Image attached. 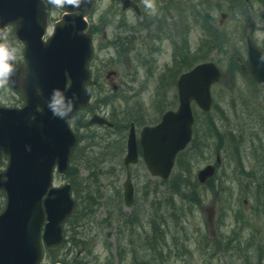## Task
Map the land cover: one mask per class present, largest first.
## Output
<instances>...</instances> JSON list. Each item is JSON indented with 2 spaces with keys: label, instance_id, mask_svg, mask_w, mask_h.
I'll return each instance as SVG.
<instances>
[{
  "label": "rangeland",
  "instance_id": "1",
  "mask_svg": "<svg viewBox=\"0 0 264 264\" xmlns=\"http://www.w3.org/2000/svg\"><path fill=\"white\" fill-rule=\"evenodd\" d=\"M108 3V0H103L99 4L94 15V21L90 19L91 24L94 22L96 26L98 25L100 18L106 15L105 10ZM156 3L159 4V1L156 0ZM263 4L264 0H256L255 10H257V15L261 14L262 18L255 15L256 21L252 28V33L262 48H264ZM214 6L215 3L210 7L213 8ZM111 15L114 17L113 13ZM127 16L132 21L131 14H127ZM60 17V11H52L51 31L55 21ZM214 17L216 20L208 18V23L214 30L213 36L207 27L197 21L198 29H193L187 40L183 39L186 49H182L181 54H187L186 56L181 55L178 64L175 63L173 46L168 40L164 43L161 53L148 57L149 62L146 65H141L138 60L132 63L131 58L125 56L122 59L123 63H117L118 66L110 67L109 69H115L119 72L115 83L127 82V86L123 91L126 100L129 101L110 102L98 105V107L104 108L103 111L108 113L110 118L119 117V120H125V124L130 123L132 120L136 121L137 132L145 125L158 122L165 109L177 105L175 80L173 81L171 75L181 74L194 66L195 62L200 61V59H195L192 54L201 49L199 57L213 58L223 70H226L222 81L215 85L214 113L218 125L221 126L219 128L223 132H227V138L225 137L222 144H220L216 137L206 131L208 119L206 117L199 118L198 144H203L204 148L200 151L188 152L184 157V164L176 168L174 177L168 183L150 178L145 167L139 164L134 168V171H136L134 182L137 190L135 205L131 210L124 205L123 209L114 212L108 208V204L113 202L110 194L115 188L113 182L116 181L117 175L121 177V185L126 178V170L123 165L125 155L122 161L119 155L104 157L103 155L112 147L111 142L108 144V140L104 138L107 133L95 125L89 129L90 131L84 132L83 129H80L87 136L90 135L89 133L97 131V138L94 141L87 140L85 144L86 146L89 144L95 146L94 153L91 154L94 161L87 163L86 167L78 161L72 163L73 170H77L75 177L77 185L75 184L76 193L74 192V197L78 200L79 206L81 204L82 207H80V210L78 208V213L74 221L68 226L67 232L70 237L73 235L79 238L85 236L84 240H87V242L81 244L76 241L60 251L59 257L66 264H72L73 256L65 257V252L69 250L73 255L80 252L83 247L86 248V253L81 255L84 264H130L133 258L129 254L127 255L131 258L127 257L123 263L119 261V258H116V256L118 257L119 248L117 245L116 249L112 235H115V239L118 241V234L120 241H123V245H125V247H122L123 250L128 249L134 259H145L151 263L153 262V264H239V262L232 263L229 256L220 255L218 257L215 255L211 257L207 255L208 251L204 249L206 248L204 241L222 242L225 234L235 241V244L244 242V246L246 240H252L249 244L259 243L260 245L255 246L257 250H253L255 247L248 250H251L249 252L256 256L254 258L255 264H264V182L257 188L255 184L251 186L249 181L246 183L242 181L241 177L242 172H249L254 167L259 168L254 166L256 165L254 160L256 156H258L256 161L261 160V152L255 153L251 145L253 137L250 133L254 132V137L257 136V132L260 133L256 138L255 145L257 147H260L261 139L264 141V122L243 119L244 104L251 110L259 107L254 96L264 95V89L254 87L250 90L252 86L248 81V73L244 74L241 70L235 68L236 65H239L244 69L243 63L246 62L247 46H244V43L242 45L241 42L246 27L245 22L242 20L234 23L231 18L225 25L220 27V17H217V13ZM117 19L118 17L113 18V22H117ZM134 19L138 23L139 19ZM116 30L115 25L110 26L107 30V40L104 41V32L101 30L97 42H111L115 38ZM4 42H12L18 47L20 49L18 61L24 60V46L15 37L13 26L7 28ZM190 49L193 51H189ZM191 52L193 53L191 54ZM98 54V62L110 59L118 61L119 59V54L113 47L98 50ZM130 65H135L136 68ZM168 65L171 66L168 67ZM167 70H171L169 74L162 73ZM128 83L133 86V89L129 88ZM0 106H22L21 95L13 92L8 87L0 88ZM261 108L263 109V106L259 107V109ZM262 111L264 112V110ZM251 124L258 125L261 128L250 130L248 126ZM231 132H233V135L230 139L228 134ZM126 133L125 131L123 140ZM235 146H238V164L242 163L244 170H240L241 167L240 169L236 167L235 153L232 150L223 156L224 163L219 168L217 180L215 179L208 185L199 188L193 186V183H197L195 179L197 172L207 164L216 162L218 148L226 151L234 149ZM97 159H99V163H97ZM7 164V160H2L0 169H6ZM182 171L184 175H190L192 171L194 178L191 176L186 178L180 174ZM176 178H179L177 186L171 184ZM65 182L69 181L64 176H59L56 178L55 184L61 185ZM179 187L184 189V194L181 197L185 199V196H187L188 199L182 200L181 197H177L175 200L169 199L168 197L173 192L181 190ZM189 195H195L196 197H188ZM90 198L97 203L96 206ZM243 200L248 202L244 206L241 203ZM175 205L182 212L177 216V220H172L171 214H173ZM4 206L5 197L0 193V211L4 209ZM87 207L94 208L95 211L86 215L85 210ZM209 208L212 209L211 213L208 212ZM162 212H164L170 223L168 231L172 230L174 236H171L169 232L167 233L168 248L160 246L158 236H150L152 220ZM129 219L140 227V231H138V227L136 230L138 234L142 233L141 236H134L131 239L128 236L120 235V232L130 233L131 222L129 224ZM198 241H201L202 249L199 248ZM141 246H145L144 252H142ZM45 264H52V259L46 256Z\"/></svg>",
  "mask_w": 264,
  "mask_h": 264
},
{
  "label": "water",
  "instance_id": "2",
  "mask_svg": "<svg viewBox=\"0 0 264 264\" xmlns=\"http://www.w3.org/2000/svg\"><path fill=\"white\" fill-rule=\"evenodd\" d=\"M96 0H57L56 5L69 12L57 24L56 33L44 42L48 7L41 0H0V40L6 25H16V35L26 45V76L23 67L12 74L11 82L22 89L28 104L24 109L0 108V154L11 155L6 173L8 180L0 186L8 191L9 204L0 216V264H15L21 257L25 264H40L41 234L47 215L44 238L50 247L63 239L61 223L73 213L75 202L70 197V185L52 188L56 164L59 171L68 168L76 136L65 120L53 116L46 106L53 89H65L66 72L73 85L67 94H77L75 109L85 103L88 93L87 63L91 57L90 36L85 17L91 13ZM252 69L259 80L264 77V59L250 42ZM219 78L213 64L197 66L179 81L181 106L178 113L170 112L156 127L143 131L142 144L153 173L168 178L177 153L191 139L193 122L190 103L196 99L205 110L210 109V86ZM37 88L43 95H37ZM40 108L41 110H39ZM132 131L127 162L136 161L137 150ZM214 173L207 167L199 173L201 182ZM48 194L47 199H44ZM132 187L127 183V202L132 203Z\"/></svg>",
  "mask_w": 264,
  "mask_h": 264
},
{
  "label": "clouds",
  "instance_id": "3",
  "mask_svg": "<svg viewBox=\"0 0 264 264\" xmlns=\"http://www.w3.org/2000/svg\"><path fill=\"white\" fill-rule=\"evenodd\" d=\"M46 6H56L57 0H41ZM144 7L150 15L158 14V5L156 0H143ZM20 49L12 42L0 41V88H6L11 85L12 74L19 65L17 64ZM66 89H53L46 100V106L53 116L61 120H67L75 111L79 97L77 94L69 96ZM37 95H43V90L37 88Z\"/></svg>",
  "mask_w": 264,
  "mask_h": 264
}]
</instances>
